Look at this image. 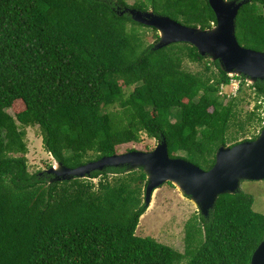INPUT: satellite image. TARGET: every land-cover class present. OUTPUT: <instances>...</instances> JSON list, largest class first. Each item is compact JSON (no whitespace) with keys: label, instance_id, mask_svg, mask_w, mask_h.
<instances>
[{"label":"trees","instance_id":"1","mask_svg":"<svg viewBox=\"0 0 264 264\" xmlns=\"http://www.w3.org/2000/svg\"><path fill=\"white\" fill-rule=\"evenodd\" d=\"M129 8L216 24L208 0H0V264H250L262 241L264 214L241 189L186 222L180 252L135 233L146 211L142 168L56 182L29 171V126L68 167L120 154L145 134L209 170L220 146L239 142L228 130L242 98L222 87L238 79L240 92L247 84L264 98V81L229 76L189 43L154 49L157 30L122 13ZM137 28L152 29L155 41L143 46ZM235 32L240 45L264 52V0L240 6ZM186 58L203 70H186ZM255 118L249 112L246 123Z\"/></svg>","mask_w":264,"mask_h":264},{"label":"water","instance_id":"2","mask_svg":"<svg viewBox=\"0 0 264 264\" xmlns=\"http://www.w3.org/2000/svg\"><path fill=\"white\" fill-rule=\"evenodd\" d=\"M216 16V24L210 29L187 26L152 9L129 8L131 18L140 24L155 28L159 39L154 49L171 43L184 42L193 45L198 53L211 61H218L229 76H243L249 84L264 81V52L246 48L236 37V16L247 0H208ZM107 167L142 168L147 176L144 205L151 204L154 191L164 183L172 184L187 196L207 217L214 209L221 194H234L243 180H264V128L253 140L234 145H222L215 154V163L204 170L181 158L170 157L164 138L159 139L150 151L132 150L126 153L102 156L76 167H68L61 161L45 171L50 182L86 178L93 171ZM250 264H264V237L252 254Z\"/></svg>","mask_w":264,"mask_h":264},{"label":"rangeland","instance_id":"3","mask_svg":"<svg viewBox=\"0 0 264 264\" xmlns=\"http://www.w3.org/2000/svg\"><path fill=\"white\" fill-rule=\"evenodd\" d=\"M134 0H128V4H133ZM143 39V46H147L155 41L154 32L149 28H137ZM186 70L197 72L203 70L198 62H191L189 59L183 61ZM240 81L232 80L229 85L222 87L221 93L224 95L239 96L242 100L235 106L236 115L231 120L228 135H236L239 142L251 140L258 136L264 128V98L258 97L253 89L247 84L243 91H239ZM255 105H260L255 109ZM255 111L262 121L254 119L252 123L247 124V115ZM8 112L12 114L11 109ZM258 120V121H257ZM244 125V130L240 129ZM25 141L28 147L26 154L29 171L34 173L44 171L54 163V158L45 150L42 142V132L38 126L25 127ZM238 142V143H239ZM157 140L142 135V141L129 144L119 150V153L125 149L151 150L156 145ZM229 142L228 145H231ZM182 155V154H181ZM97 182V178L94 179ZM164 183L153 193L151 204L140 217L136 228V235L141 237H152L160 243L171 246L182 252L185 241V224L191 218H198L200 215L198 207L187 197L182 195L173 185ZM240 189L253 198V209L256 212L264 214V180L250 181L243 180ZM144 197V194H143Z\"/></svg>","mask_w":264,"mask_h":264},{"label":"built area","instance_id":"4","mask_svg":"<svg viewBox=\"0 0 264 264\" xmlns=\"http://www.w3.org/2000/svg\"><path fill=\"white\" fill-rule=\"evenodd\" d=\"M262 103H264L263 101H262ZM263 110V115H264V109H262Z\"/></svg>","mask_w":264,"mask_h":264}]
</instances>
